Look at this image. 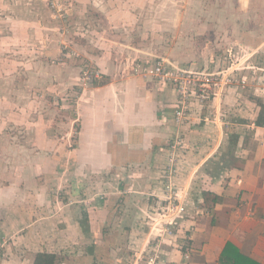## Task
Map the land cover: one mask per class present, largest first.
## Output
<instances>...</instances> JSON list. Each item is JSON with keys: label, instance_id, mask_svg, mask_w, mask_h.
Listing matches in <instances>:
<instances>
[{"label": "crops", "instance_id": "crops-1", "mask_svg": "<svg viewBox=\"0 0 264 264\" xmlns=\"http://www.w3.org/2000/svg\"><path fill=\"white\" fill-rule=\"evenodd\" d=\"M101 47L85 58L98 64L105 80L81 87L74 112L66 116L67 130L37 143L23 178L0 182V264H33L37 252L55 253V264H219L227 242L264 264V125L256 124L257 101L237 92V108L253 113L237 116V142L221 149L227 139L225 91L190 108L179 123L181 96L174 85L108 63ZM253 95L264 101V86L254 85ZM201 137L217 143L191 140ZM169 196L187 204L172 234L165 233L159 212ZM106 198L110 211L95 229L84 210H103ZM121 214L125 227L119 234L130 238L125 245L131 253L112 250V263L102 262L97 253L107 254L105 245L120 246L113 223ZM186 238L188 258L181 248ZM151 253L158 256L154 262Z\"/></svg>", "mask_w": 264, "mask_h": 264}, {"label": "rangeland", "instance_id": "rangeland-1", "mask_svg": "<svg viewBox=\"0 0 264 264\" xmlns=\"http://www.w3.org/2000/svg\"><path fill=\"white\" fill-rule=\"evenodd\" d=\"M56 1L0 0V182L9 176L23 178L37 143L45 144L49 134L67 130L66 116L74 112L79 91L87 85L85 69L89 65L99 70L96 62L85 58L99 53V41H105L101 48L108 63L126 64L131 71L138 61L153 63L159 58L185 69V98L191 111L201 102L196 94L199 85L208 96L202 103L225 91L227 139L221 149L236 144L237 116L253 113L249 107L237 108V92L256 102L254 85L264 86V41L259 48L251 41L264 39V0H62V15L52 5ZM85 36L87 47L82 45ZM49 47L59 54L47 57ZM104 80L100 71L93 82ZM208 112L213 114V109ZM197 124L203 126L201 121ZM219 134L216 130L217 140ZM210 138L191 140L201 146L217 143ZM195 147L192 152L198 150ZM55 154L56 150L51 156ZM168 206L161 205L159 211L167 220L173 213ZM122 214L113 223V239L120 237V246L110 245L109 260H114L112 250L130 252V245H125L130 238L122 235Z\"/></svg>", "mask_w": 264, "mask_h": 264}, {"label": "built area", "instance_id": "built-area-1", "mask_svg": "<svg viewBox=\"0 0 264 264\" xmlns=\"http://www.w3.org/2000/svg\"><path fill=\"white\" fill-rule=\"evenodd\" d=\"M52 5L58 12L60 13L63 12L64 7L60 1H56V3L53 2ZM148 62L149 61L136 62V64L132 68V72L145 79L156 78L165 81L167 83L172 82V84H174L175 87L178 89L179 95L181 96L180 99L181 106L177 108L175 111V119L176 121H183L184 119L188 118V115L190 114V107L185 98L186 96L185 93L188 92L187 81H186L187 78L183 76L186 70L173 65L164 58H159L157 60H154L153 63H148ZM95 69L93 67L92 68L89 67V65L87 66V68L84 71L85 84L92 83L94 79H97L100 76V71L98 69L96 70ZM203 92H205V88L199 85L196 94H197V98H199L201 102H203L204 99L208 97L206 93ZM167 202L169 203L168 207L172 209L173 213L170 215L171 219L167 220L165 219V216L162 217L164 221L166 220V223H163V225H165L164 227L165 233L167 232L172 234L173 229L171 228V226L176 223L178 219L177 217H180L179 215L182 212H184L185 205L179 202V200H177L176 197L174 196H169ZM156 239L159 240V238ZM181 248L184 251L185 257L188 258L190 256V251H191L189 238H186V241L181 246ZM154 252L156 251L154 250ZM157 257L158 256H156L155 258L154 254L151 253L149 257V261L154 262L157 259Z\"/></svg>", "mask_w": 264, "mask_h": 264}, {"label": "trees", "instance_id": "trees-1", "mask_svg": "<svg viewBox=\"0 0 264 264\" xmlns=\"http://www.w3.org/2000/svg\"><path fill=\"white\" fill-rule=\"evenodd\" d=\"M245 35L248 37L247 33H245ZM250 39L251 38L249 37V40ZM251 41H254V44L259 45L263 40L259 38H255V40L251 39ZM46 52L50 55L58 54L56 48L49 47V49ZM255 100L257 101V104L260 106V112L256 119V124L264 125V101L258 98H255ZM215 199L216 197H214L212 200L215 201ZM109 211L110 209L108 208V199L106 198V202L103 210L102 209L98 210L95 207L91 209L87 208L86 210H84L83 216L90 223L91 227L96 229L98 228L100 222L105 218L106 214L109 213ZM100 235L102 236V239L107 238L106 234L101 233ZM105 247L109 249L110 245H105ZM100 248L104 250V245H102ZM106 255L107 254L105 253V251L102 250H100V252L97 253V256H99V260H101L102 262H110L109 258L106 257ZM57 259L58 257L55 253L37 252L33 264H55ZM218 261L219 264H263L260 261L256 260L255 258H253L252 256L242 253L239 247L231 242L226 243L218 258Z\"/></svg>", "mask_w": 264, "mask_h": 264}]
</instances>
